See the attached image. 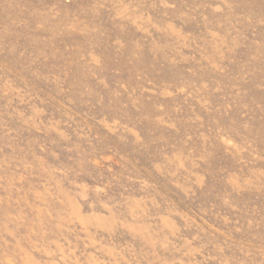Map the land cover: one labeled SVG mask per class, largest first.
<instances>
[{
    "label": "rangeland",
    "instance_id": "1",
    "mask_svg": "<svg viewBox=\"0 0 264 264\" xmlns=\"http://www.w3.org/2000/svg\"><path fill=\"white\" fill-rule=\"evenodd\" d=\"M0 264H264V0H0Z\"/></svg>",
    "mask_w": 264,
    "mask_h": 264
}]
</instances>
